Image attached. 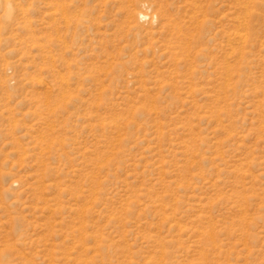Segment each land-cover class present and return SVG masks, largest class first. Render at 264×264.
<instances>
[{
	"label": "rangeland",
	"instance_id": "rangeland-1",
	"mask_svg": "<svg viewBox=\"0 0 264 264\" xmlns=\"http://www.w3.org/2000/svg\"><path fill=\"white\" fill-rule=\"evenodd\" d=\"M0 264H264V0H0Z\"/></svg>",
	"mask_w": 264,
	"mask_h": 264
},
{
	"label": "bare ground",
	"instance_id": "bare-ground-1",
	"mask_svg": "<svg viewBox=\"0 0 264 264\" xmlns=\"http://www.w3.org/2000/svg\"><path fill=\"white\" fill-rule=\"evenodd\" d=\"M144 15V14H143Z\"/></svg>",
	"mask_w": 264,
	"mask_h": 264
}]
</instances>
